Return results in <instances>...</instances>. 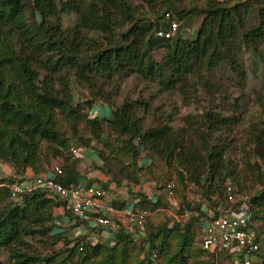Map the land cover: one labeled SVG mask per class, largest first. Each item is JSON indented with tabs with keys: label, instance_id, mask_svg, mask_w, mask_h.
I'll return each instance as SVG.
<instances>
[{
	"label": "trees",
	"instance_id": "obj_1",
	"mask_svg": "<svg viewBox=\"0 0 264 264\" xmlns=\"http://www.w3.org/2000/svg\"><path fill=\"white\" fill-rule=\"evenodd\" d=\"M143 1L148 7L147 16L157 17L159 23L137 18L126 0H0V164L8 165L21 178L27 169L35 175L43 174L51 164L48 155L61 156L54 146L68 147L58 118H67L69 122L83 118L97 141L105 140L102 136L106 132L121 143L114 148L103 141L107 153L95 152L104 167L112 158L122 165L121 170H128L122 181L111 175L115 184L131 187L140 178L153 182L154 190L159 191L158 199L153 202L142 195L139 202L140 208L150 212V218L163 208L165 197L160 192L170 183L174 189L173 181H159V175L153 171L154 160L173 170L179 182L198 185L204 177L208 183L215 178L221 180L230 169L223 158L226 147L214 146L211 140L214 133L229 130L233 120L205 112L192 120L185 117L184 127L178 130L167 124L143 128L138 112H147L149 105L144 101H123L110 110L109 120L89 116L93 101L104 97V104H109L103 84L127 72L144 81L157 82L162 90L176 89L185 97L198 86L209 91L211 82L206 76L221 66L244 81L241 50L243 46L256 49L264 40V7L258 8V25L246 31L251 0L231 4L227 0ZM165 10L179 16H202L195 40H184L178 35L170 44L173 40L156 38L155 31L165 27L161 22ZM63 14L76 16L71 28L63 27ZM27 15L31 16L30 21ZM158 48L166 51L161 61L153 58V51ZM67 76L91 93L92 100L84 107L70 104ZM102 81L105 82L100 85ZM251 137L256 148L264 149V122L254 128ZM143 152L146 159L139 166L137 160ZM78 179L71 158L61 174L55 176V181L64 186L77 185ZM12 183L11 177L0 174V252L8 254L7 264H54V256L40 258L22 250L30 249L27 239L57 229L53 211L63 209L62 201L46 191L33 190L16 195L21 200L9 203ZM261 196L263 205L256 202ZM180 205L200 213L199 207L194 209L183 201ZM249 209L250 228L257 221L264 224V191L250 200ZM190 220L171 225L163 212L161 225L155 226V230L145 226V237L135 242L143 245L144 259L153 264L155 254L157 264L196 263L203 252L199 248L189 253L188 243L195 226ZM172 239L178 241L175 249ZM114 240L112 247H106L78 239L70 254L58 264L71 261L72 255H76L75 264H87L94 259H99V264H124L135 243L122 229L116 232Z\"/></svg>",
	"mask_w": 264,
	"mask_h": 264
},
{
	"label": "rangeland",
	"instance_id": "obj_2",
	"mask_svg": "<svg viewBox=\"0 0 264 264\" xmlns=\"http://www.w3.org/2000/svg\"><path fill=\"white\" fill-rule=\"evenodd\" d=\"M126 1L137 18L145 17L147 18V22H156L157 17L147 16L149 11L143 0ZM227 1L231 4L238 0ZM251 5L249 14L246 17V31L258 25L257 12L259 7H264V0H251ZM155 7L158 9L157 6ZM162 10L163 9L159 10V14H161ZM172 13L175 20L179 22L180 34L178 37L184 40H195L201 25L202 16H196L194 14L179 16L177 13ZM26 19L30 21L31 16L27 15ZM76 20L77 18L73 14L61 15L62 25L65 28H71L76 23ZM143 22L146 21L144 20ZM157 22L159 23V20H157ZM126 28L127 27L123 25L122 29L125 30ZM116 31L118 32L117 28ZM173 42L174 40L170 44H173ZM165 52L164 48L155 49L153 51L154 60L161 61ZM241 59L246 72V79L244 81H239L225 66H221L218 69L212 70L211 73L206 76L211 82L209 91L202 90L198 86L193 94L189 92L190 94L186 95V97L181 95L176 89L168 91L162 90L157 82L144 81L136 74L130 72L124 73L118 78H114L110 83L105 81L100 82V85L105 82L102 88L105 91L104 95L109 96V104L106 103V106L102 109L101 106H99L100 103L104 104V97H102L98 98V100L95 99L92 107L93 112L98 111V114L101 113L99 117L106 120L111 119L110 110L116 108L125 100H141L149 105L146 113H144L142 109L138 112L143 122V128H154L167 124L174 130H178L184 127L185 117H190L192 120V118H199L205 112L217 113L226 118H232L233 120V125L229 130H224L221 133H214L211 140V144L214 146L226 147L223 158L225 159L224 162L230 166V169L226 173L228 175L224 176L221 180L215 178L212 182L208 183L205 181L204 177L199 181L200 183L198 185L187 181L179 182L173 170L166 169L161 161L157 159L154 160L153 171L155 174L159 175V181L161 183L163 180L173 181L174 189L173 191L170 189V195L168 194L169 190L165 192L164 189V191L160 192V195L162 194L161 196L165 197L161 205L163 208L160 212L156 213V215L146 220L145 226L148 230H155V226L161 225L163 212L172 225V218L170 217L171 205L184 206L180 205L181 201L194 209L198 207L200 209L206 207L211 208L216 203L223 202V185L226 178H230L237 191L240 194L247 195L250 200L258 197V194L264 191V149L256 148L251 137L254 128L264 122V40L257 45L256 49L243 46L241 50ZM67 80L70 94L69 102L71 105H80L84 107L86 102L92 100L91 93H89L84 85L74 82L70 76H67ZM96 106H98V108H96ZM58 121L63 137L68 141V147L76 144L80 147H85L88 151L90 150L97 153L99 150L106 151L104 147L105 141H108V144L114 148L121 145V143L114 139V136H108L106 132L102 136L103 139H105L103 140L104 142L94 139L90 127L87 126L83 118L75 122H69L67 118L64 120L58 118ZM104 123L105 122H103V129L105 127ZM75 131H77L76 135H74ZM54 147L60 151L61 156L51 158L52 155H48L50 159L49 163L57 162L65 166L67 160L71 158L67 152L68 147L65 149L56 145ZM45 151L46 149L43 148V156ZM145 154V152L140 154L137 165L142 166V163L146 159ZM109 160L107 166L104 167V171L122 181V179L125 178L123 173H127L128 170H121L122 165H119L117 160H113L112 158H109ZM123 161H128V159H124ZM261 199L262 196L256 199V202L263 205ZM20 200V196H11L9 198V203L18 202ZM194 219H192L195 225L192 233L193 236L188 243L190 246L189 253L199 249L202 240V233L197 226L198 218L194 217ZM54 226L57 227L56 225ZM252 228L256 235H260L261 233L263 236H260L263 239L264 224L257 221ZM78 239L79 238L67 235L66 231L58 233L56 229H53L45 234L40 233L27 239V245L30 249L27 251V249L24 248L22 251H26L30 254L33 252L40 258L54 256V264H58L61 259L70 254V249ZM107 240L109 239L102 233L98 238L89 242L91 244H102L106 247H112L115 240L110 239L112 240L110 242ZM172 240L173 245L175 244L173 246L175 249V247L178 246V241L175 243V239ZM261 242L262 250L260 258L257 259L255 264H263L261 261L264 260V240ZM131 247V253H128V260L127 262L125 261L124 264H136L140 261H143L144 264H149V259H147V261L144 259L145 252L143 245L135 243L132 244ZM57 254L59 255L56 256ZM202 257L203 254L200 258ZM7 263L8 254L6 252H0V264ZM75 263L76 255H72L71 261L65 262V264ZM87 264H99V259H94Z\"/></svg>",
	"mask_w": 264,
	"mask_h": 264
},
{
	"label": "built area",
	"instance_id": "obj_3",
	"mask_svg": "<svg viewBox=\"0 0 264 264\" xmlns=\"http://www.w3.org/2000/svg\"><path fill=\"white\" fill-rule=\"evenodd\" d=\"M161 22L165 27L155 31V37L162 40H173L180 33L179 22L175 20L170 10L162 13ZM95 113L92 112V116ZM86 149L76 144L68 147V153L74 157L82 156L81 150ZM50 172L60 175L59 165H52ZM13 183L10 185L11 196L31 192L33 190L46 191L50 196L62 201L63 209L82 223H94L97 229L107 233L115 232L121 226L114 220L115 215L125 222L127 232L134 242L139 243L145 237V224L150 212L143 208H124L120 211L112 206L104 207L100 201L106 195V190L95 185L69 184L64 186L47 174L35 176L32 181L20 180L15 174L10 175ZM172 183L165 186L170 195ZM250 198L240 194L230 178H226L223 185V202L216 203L211 208L200 209V213L185 210L178 205H171L170 217L173 223L198 218L197 226L202 233L200 249L203 257L196 263L187 264H255L260 258L262 250L261 237L250 228ZM105 209L108 216L99 214ZM190 220V221H191ZM196 220V219H194ZM78 238V237H77ZM80 250V248H79ZM230 257V259L228 258ZM153 264H157V256L152 255ZM264 264V260L261 261Z\"/></svg>",
	"mask_w": 264,
	"mask_h": 264
},
{
	"label": "crops",
	"instance_id": "obj_4",
	"mask_svg": "<svg viewBox=\"0 0 264 264\" xmlns=\"http://www.w3.org/2000/svg\"><path fill=\"white\" fill-rule=\"evenodd\" d=\"M101 108L104 109L103 107ZM95 114L98 116L101 115V113L98 114V111ZM81 153L82 156L79 158H74L71 156V162L74 163V171L79 176V179L77 181L79 184L82 185H95L97 187H103L106 190V195L101 199L100 203L104 207L112 206L113 208H115V210L120 211L124 208H140L141 206L139 205V202L142 195L148 196L149 199H151L153 202L158 199L159 191L154 190L155 186L152 181L140 178L139 183L131 187L125 186V183L117 185L112 181L111 175L104 171L103 163L99 160V158H97L95 152L82 149ZM53 164L59 165L61 169H63L64 167L58 164L57 162H51L49 166L45 167V171L43 174H47L48 177L50 176L55 178V176L50 172L51 166ZM13 173L14 172L11 167L6 164H0V174L3 177H8ZM35 176L37 175H35L32 170L27 169L22 179H25L27 182H30ZM18 178L22 180L21 177ZM66 211L67 210L61 208H56L53 211V215L58 231H66V234L71 237L73 236L75 238L78 237L79 239L83 238L86 241H91L95 240L99 237L100 234L103 233L105 234L106 238L109 239L107 241L110 242L114 240L115 234L118 230H125V222L123 223L121 217L117 215H115L114 220L119 222L121 226L117 231L107 233L104 230L102 231V229H97V227H95L94 223L92 222H90L89 224L82 222L79 223L78 221L73 219L74 217H71V214H69L68 211ZM99 214L102 216L109 215V213H107L105 209H101L99 211ZM228 258L230 259V257Z\"/></svg>",
	"mask_w": 264,
	"mask_h": 264
},
{
	"label": "clouds",
	"instance_id": "obj_5",
	"mask_svg": "<svg viewBox=\"0 0 264 264\" xmlns=\"http://www.w3.org/2000/svg\"><path fill=\"white\" fill-rule=\"evenodd\" d=\"M172 12V11H171ZM103 105V106H102ZM99 106H101V107H104V106H106L105 104H101L100 103V105ZM96 108H98V106H96ZM92 112H93V107H92V110H91V112L89 113V116L91 117V118H94V117H99V116H101V115H94V116H92ZM94 113H97V111L96 112H94ZM85 148V147H84ZM14 174V173H13ZM12 175V174H11ZM10 177V176H9Z\"/></svg>",
	"mask_w": 264,
	"mask_h": 264
}]
</instances>
